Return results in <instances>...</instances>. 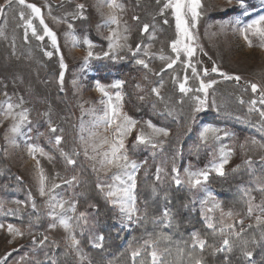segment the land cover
Returning a JSON list of instances; mask_svg holds the SVG:
<instances>
[{"label":"rangeland","instance_id":"1","mask_svg":"<svg viewBox=\"0 0 264 264\" xmlns=\"http://www.w3.org/2000/svg\"><path fill=\"white\" fill-rule=\"evenodd\" d=\"M166 2L167 0H118V3L123 6L122 11L116 10L121 20L119 30L127 35V43L132 49H135L137 44L142 45L141 52L136 57L132 56L128 48L118 49L114 54L104 56V52L109 51L107 40L109 28L117 27L116 25L104 26L113 12L106 0H26V4H34L40 8L44 23L56 34L59 51L52 47L50 39L46 36L43 41L37 40L32 35L31 29H27L26 37V21L29 19L32 20L37 33L44 34L40 18L35 17L26 5H20L17 0H12V3L4 7L3 12L0 13V111L8 103L20 105L13 111L19 113L26 109L29 121L25 122L19 134L13 135L9 129L15 121L11 118L4 119L0 115V154L7 168L14 171L17 176L13 187L6 182L0 183V221L4 222L6 216L17 217L27 208L33 211L42 209L50 220L43 233L54 240H63L78 258L79 263L85 261L84 253L79 248L80 255H77L76 250L70 246L69 234L59 226L57 220L49 215L51 212L47 206L49 196L42 197L39 194V175L40 169H43L47 177V186L50 188L53 184L59 185L52 194L68 202L61 215L70 218L73 214L70 207L77 196L75 189L81 183L73 171L77 161L83 163L97 177V184L113 183L112 177L117 170H100L99 163H95L97 170H94V161L85 155L86 145L80 139L81 122L83 121L85 126L90 128V122L103 114L104 105L101 104V100L106 101L107 97L97 91V82L103 85L105 91L113 97V102H115V93L117 91L121 93L123 112V100L126 97L124 85L127 83V87L134 91L135 97L148 104L156 114L174 120L181 127L186 124L187 130L191 128L194 131L205 155L204 164L198 168L190 162L194 155L191 154L193 145H189L187 150L180 152L176 167L184 181L180 186L194 192L193 201L205 225V216L212 217L213 224L220 228L228 224L236 225L240 219L244 218L236 213L228 217L226 215L228 211L214 208L213 205L219 203L218 196L210 189L208 182L192 188L186 182L184 170L210 169L213 163L220 161L221 149L225 153H230L224 172L242 163L251 170L264 165V148L260 147V144L264 143V131H262L264 123L258 112L249 111L253 107L252 101H256V108L264 109L259 95L260 91H264V47H261L264 41L257 36H250L252 45L249 46L240 31L233 30L230 23L222 27L225 21L240 19L242 24H246L258 15L264 14V0H246L249 12L247 16L242 15L243 10L238 0H201V16L197 28L193 29L197 36L195 41L197 51L192 63L195 64L198 74L205 82L216 81V83L208 90L207 108L195 114L194 123L192 109L195 101L192 97L200 95L203 98V93L195 91L199 87V80L193 77L190 68H185L184 61L187 58L183 53L172 68H167L171 59L176 58V54L170 47L171 42L176 39V22L170 8L164 9L161 15V9ZM77 4L85 5L84 18H81ZM5 5L6 0H0V6ZM21 13H23V19H21ZM134 16L138 19L134 20ZM145 24L149 25V28L142 34L141 30ZM125 26L128 29L126 33L123 31ZM85 39L90 40L94 45L91 49L93 56L87 61L85 57L89 49L84 44ZM145 47L149 53L147 56L143 53ZM45 52H52L53 55L46 56ZM162 55L166 59L161 60ZM61 57L66 66L63 70L62 85L60 83ZM201 57L204 58L205 63L201 61ZM138 58L144 59L149 67L146 69L137 65L135 60ZM214 65L219 72L233 77L239 76L241 79L239 81L224 79L219 72H211ZM205 68L209 70L207 76L203 75ZM185 75L188 77L187 86L193 89L187 95L179 91V83L183 82ZM118 81L123 82L121 86L113 87ZM253 83L258 85L256 93H253L250 86ZM153 87L159 88V97L151 91ZM92 110L95 112L93 113ZM205 114H211L212 117H204ZM213 118L220 121H232L236 129L206 121ZM146 122L137 121L136 126L125 139V145L129 141L126 148L130 143L134 144L137 134L151 133ZM50 123L56 128L55 132L50 131ZM204 126L219 129L216 135L220 139L202 142L199 132ZM93 131H96L100 137L112 138L111 132H106L103 126ZM225 132L228 135H225ZM56 136L62 137L60 145L55 143ZM84 136L87 139V132ZM167 137H154V142L158 145L155 149L151 145L136 147L160 152L165 146ZM13 140L15 143L12 142ZM253 140L258 143L253 144ZM28 144L37 145L47 155L38 152L33 157L28 152ZM107 147L105 145L100 150H107ZM139 148L137 151L140 150ZM62 153H66L67 156ZM52 154L59 160H56ZM88 155H95L90 147ZM67 158L73 159L75 163L68 164ZM153 160L157 162V167L164 170L161 173L162 178L166 175V170L173 166L169 158L163 156ZM1 174L0 170V178ZM210 175L218 174L210 171ZM18 177L20 179H17ZM73 177L76 179L71 184L65 183ZM251 186L250 190L240 188L245 192L247 200L251 191H261V188H264V179H257ZM98 190L105 196L108 189L101 191L98 188ZM209 192L212 193L211 198L208 196ZM29 193H31V200ZM22 195L25 196L22 198L23 201L19 199ZM262 197L261 201L253 199V203H264V195ZM201 201L206 203L202 205ZM111 205L118 210L122 225L129 230L135 216L132 221H126L119 206L112 203ZM209 209L212 210L209 211ZM57 212H60V209H57ZM85 214V219L81 221L82 228L87 230L91 244L95 247V243L101 242L100 236L94 231L91 214ZM257 214L259 210L251 217L256 218ZM245 217L250 218L247 213ZM52 223L57 224L55 229L49 228ZM7 226L3 225V228H0V259L11 253L7 256V264H29L31 253L36 248L33 238L37 236V233L29 227L14 226L20 229L23 235L13 237L8 232ZM81 256L84 257L83 260Z\"/></svg>","mask_w":264,"mask_h":264},{"label":"trees","instance_id":"2","mask_svg":"<svg viewBox=\"0 0 264 264\" xmlns=\"http://www.w3.org/2000/svg\"><path fill=\"white\" fill-rule=\"evenodd\" d=\"M201 61L205 63L203 57ZM127 85V83L124 85V88L126 87V97L123 100L124 112L135 121H151L156 127L166 128L169 131L165 146L160 152L148 151L149 149L139 148L140 146L133 148V143L126 148L130 158L140 166L136 172L135 189L138 212L132 225L129 230L122 225L118 210L98 190L97 177L83 163L77 161L73 171L81 183L75 189L77 191L74 200L76 211L73 212L70 223L75 224L76 217L81 212L91 214L95 233L100 237L103 236L100 242L101 247L92 246L85 228H76L73 234L79 241L78 247L85 256V261L79 263L78 258L63 240H54L43 233L50 223L46 213L42 209L33 211L27 208L17 217L6 216L4 222L0 221V224H12L19 228L29 227L37 233L36 243H34L36 248L31 253L29 264H151L149 255L151 248L145 246L147 240L155 241L158 250L164 252L163 264H195L197 258L202 259V264H264V240L261 239L264 234V224L257 225L255 217H245L247 196L240 189L250 190L253 182L264 179V165L251 170L242 163L236 167H230L222 176H209L208 186L218 196L220 208L238 213L244 218L242 225L239 223L234 225L236 231H240L241 227L244 231L239 236L230 237L233 251L231 253L226 250L215 251L221 239L220 227L215 226L216 232L207 228L194 204V192L177 186L172 180L170 168L158 181L156 179L157 162L153 160L163 156L169 158L170 164L176 165L180 159V152L187 150L189 145H193L191 154L194 158H191L190 162L198 168L202 167L205 155L200 148L197 136L193 130L190 132L187 130L188 125L184 124L181 127L174 120L156 114L148 104L137 99L134 91ZM204 117H212V115L205 114ZM206 121L236 129L234 122L229 120L220 121L213 118ZM138 148L139 151H137ZM0 170L2 171L0 183L6 182L13 187L16 173L7 168L1 154ZM262 195L264 191L253 190L249 193L255 201H261ZM23 197L25 196L22 195L19 199L23 201ZM165 208L171 213V221L167 224L163 221ZM193 232L199 233L200 238L206 241L203 251L197 246L193 247L191 235ZM165 235L169 239H164ZM45 236L48 239L41 245L39 241ZM243 241H248V249L253 253L250 258L241 254L240 248ZM136 249H142V251L134 260L131 253ZM165 249L167 251H164Z\"/></svg>","mask_w":264,"mask_h":264},{"label":"snow or ice","instance_id":"3","mask_svg":"<svg viewBox=\"0 0 264 264\" xmlns=\"http://www.w3.org/2000/svg\"><path fill=\"white\" fill-rule=\"evenodd\" d=\"M17 2L20 5H26L27 8L31 9V12L34 14L35 17L40 18V24L43 25V35H39L37 33L36 28L33 26L32 20L29 19L26 21V32L25 35L27 37V29H31L32 35L37 39L43 41L45 36L48 37L51 41V45L53 48H56L57 51L58 45H57V38L56 34L44 23L43 18L41 17V10L39 7H37L34 4H26V0H17ZM241 9L243 10L242 15L247 16L249 15L246 0H238ZM12 3V0H6L5 6H0V13L3 12L4 7L9 6ZM106 3L110 9L113 10L112 14L109 15L107 20L105 21L104 26H110V25H116V28H109V35L107 36L108 40V52H104V56H109L110 53H115L118 49L128 48V50L131 52L133 57H136L142 49V45L137 44L135 49H132L128 43V37L127 35H124L120 30L119 26L121 24V20L119 16L116 14V10H123V6L118 3V0H106ZM77 9L79 10V14L81 18L83 17V11L85 9L84 4H77ZM171 9L172 13L175 17L176 22V39L173 40L170 44V47L172 49V52L176 54L175 59H171L170 63L167 64V68H172L174 64L177 63V61L180 59L181 53L187 58L184 61L185 68H190L193 77L199 80V87L195 89L197 93H203V98L200 95H195L192 97V99L195 101V106L192 109V122H195V114L198 112H201L202 110L207 108V98L209 95L208 90L212 88L213 84L216 83V81H209L205 82L200 75L198 74L197 68L195 64L192 63L193 57L196 56L197 51V45L195 44V41L197 40V36L193 32V29L197 28L198 21L201 16L200 9L202 8L201 0H167V2L164 4L163 8L161 9V15H163L164 9ZM21 19H23V13H21ZM134 20L138 19V17H133ZM165 23H167V20H165ZM231 24L233 27V30H239L240 33L243 35L245 41L248 42L249 46L252 45V41L250 39V36H257L262 41H264V14L258 15L255 19H251L246 24H242L240 19H236L234 21H225L222 24V27L227 26L228 24ZM71 27V25H69ZM149 28V25L145 24L142 28V34L147 32ZM125 33L128 31L127 26H125L124 30ZM84 44L89 49L87 56L85 57V60L87 61L88 58H91L93 56V52L91 49L94 47L92 42L88 39L84 40ZM261 47H264V43L261 44ZM202 51V49H201ZM143 53L145 56L149 55L147 48L145 47L143 49ZM46 56L51 57L53 55L52 52H45ZM123 59V57H121ZM161 60L166 59L163 55L160 57ZM135 63L137 65H141L144 68H148L149 65L146 63V61L142 58H138L135 60ZM65 64L63 62V58L61 57L60 62V83L63 84V77H64V69ZM211 72L217 73L219 72L218 68L214 65L211 68ZM209 74V70L207 68L203 69V75L207 76ZM221 76L224 77V79H235L236 81H239L241 78L239 76H229L223 72H219ZM175 80V77L173 78ZM123 82L118 81L116 82L113 87L119 88ZM188 83V77L185 75L183 82L179 83V91L185 95L192 92L193 89L187 86ZM253 93H256L258 91V85L253 83L250 85ZM96 89L99 91L102 96L107 97V100H101V104L104 105L103 114L100 116L95 117L90 123L91 127H86L84 122H81V141L86 145L85 147V155L88 157V159L94 161V170H97L95 167V163H99L100 170L104 171H111V169H116V173L113 175V183L112 184H97V187L103 191L105 188L108 190L105 192L106 198L109 199V202L118 205L121 214L125 217L126 221H132L133 216L137 215L138 209L136 208V196H135V189H136V172L139 169V165L130 158L128 151L126 149L125 145V139L126 137L132 132L133 128L136 126L137 121L133 120L131 117H129L126 113L122 111V96L119 91L115 93V102H113V97L109 95L107 91H105V88L103 85H101L99 82L96 84ZM151 91L157 95L160 96L159 88L153 87ZM6 95V94H5ZM260 103L264 104V91H260ZM140 99H143V97H140ZM243 103V101H241ZM253 107L249 109V111H256L259 113V117L264 123V109H258L255 107L256 101H252ZM20 107V105H14L12 103H8L6 107H3L2 111H0V115L4 117V119H13L15 122L11 125L9 131L13 134H19L21 131L22 126L25 124V122L28 121V113L25 109L24 111H21L19 113H15L13 111L14 108ZM93 113L95 110H92ZM171 114V112L169 113ZM147 127L151 129V133L148 135H145L144 133H139L136 135L135 142L133 144V148H135L137 145H151L153 149H155L158 145L156 142H154V137L158 136H164L167 137L169 135V131L166 128L156 127L151 123V121L146 122ZM101 126L105 128L106 132H111L112 138L109 139L107 136L100 137L99 134L96 131H93V129H98ZM50 131L55 132L56 128L49 124ZM30 131V129H29ZM188 131H191V128L188 129ZM220 130L212 127V126H204L202 130L199 132V138L202 142H207L209 139L212 140H219L220 137L217 134ZM262 131H264V128H262ZM87 132V139L84 136V133ZM210 134V135H209ZM225 135H228L227 132H225ZM7 139V136H6ZM62 141L61 136H56L55 143L56 145H60ZM98 141V142H97ZM15 143V141H12ZM253 144L258 143L256 140L252 141ZM105 145H107V150L101 151ZM91 148L92 152L95 153V155H88V148ZM260 147L264 148V143L260 144ZM27 149L30 155H33L35 157L36 153H40L42 155H47V153L44 152V150L37 145L34 144H28ZM62 155L67 156L66 153H62ZM229 155L230 153H225L223 149H221V159L218 163H213L211 165L210 169L207 170H200V171H190L189 169H185L184 173L187 177V183L192 188H197L199 186H202L209 178V172L215 171L218 175H224V167L229 162ZM51 159V157H49ZM37 163H39L37 161ZM68 164H74L75 161L71 158H67ZM251 163V161H249ZM164 170L160 167H157L156 169V179L159 181L161 180V173ZM171 172L174 174L172 175V180L175 182L177 186H180L184 181L181 179L179 175V170L176 167L175 163H173V166L171 168ZM17 179H20L19 177ZM76 178L73 177L72 180L65 181V183L71 184ZM47 177L45 176L43 169H40V175H39V194L40 196L48 195L49 199L47 201V206L51 209V212L49 215L54 219L57 220L59 223V226L62 227L68 234V239L71 241V247L76 250L77 255H80V249L78 247L79 241L77 240L76 236L73 234L74 230L76 228L82 229L81 221L85 219V213L81 212L79 213V216L76 217V223L72 224L70 223L71 218L66 217L64 215H61L62 212L65 211V205L68 203L67 201L63 199H58L56 195L52 194L54 189L59 187L58 184H53L50 188L46 184ZM261 191H264V188H261ZM208 196L211 198L212 193L209 192ZM29 199L31 200V193H29ZM252 197H249L247 200V215L251 217L257 210H259V214L256 215V222L257 225L264 224V203L262 204H254ZM206 203V201H201V204L203 205ZM33 207H35V203L33 202ZM214 208H220L219 203H215L213 205ZM57 209H60V212H57ZM70 210L72 212L76 211L75 204H72L70 207ZM212 209H209L211 211ZM228 217L233 216V212L229 211L226 213ZM237 215H239L237 213ZM206 226L209 229H212L213 232H216L215 225L212 222V217L205 216L204 217ZM163 221L167 224L171 221V213L170 210L165 208L163 213ZM239 224H243V219H240L238 221ZM127 226V225H125ZM57 227L56 223H52L49 225L50 229H55ZM251 227V225L249 226ZM0 228H3V225H0ZM225 228L230 229L231 231H226ZM7 230L10 234L15 236H22L23 233L20 231V229L15 228L12 224H9L7 226ZM244 229L241 227L240 231H236L235 226L233 224H228L225 227H222L219 229V235L221 237L220 243L218 247H215V251H228L231 253L233 251L232 247V241L230 237L232 236H239L241 232H243ZM192 241H193V247L198 246L201 251L206 246V241L202 238H200L199 233L193 232L192 234ZM164 239H169L166 235L163 237ZM48 239L47 236L44 237L43 240L39 241L41 245L45 243V241ZM261 239L264 240V234H262ZM99 240H103V236L99 237ZM11 243V241H9ZM33 243H36L35 238H33ZM255 243V241H253ZM95 247H101V244L95 243ZM145 246L151 248V251L149 252V255L151 257V264H163V255L164 252H161L157 248V243L155 241L147 240L145 241ZM241 254L245 257L250 258L252 256V251L248 249V241H243L241 244ZM142 249H136L132 251L131 255L133 259L135 260L136 257H138L141 254ZM164 251H167L165 249ZM11 255V253L6 254V256L3 259H0V264H7V256ZM81 260L84 259L83 256L80 257ZM195 264H202V259L197 258L195 259Z\"/></svg>","mask_w":264,"mask_h":264}]
</instances>
